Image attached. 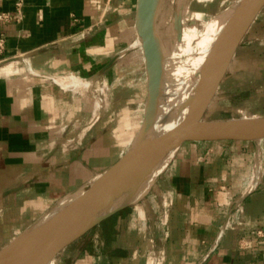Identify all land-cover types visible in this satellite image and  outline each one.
Listing matches in <instances>:
<instances>
[{"label":"crops","instance_id":"obj_1","mask_svg":"<svg viewBox=\"0 0 264 264\" xmlns=\"http://www.w3.org/2000/svg\"><path fill=\"white\" fill-rule=\"evenodd\" d=\"M15 1L0 0V14L13 16L0 25V250L120 159L147 99L142 53L133 47L137 0H23L18 14ZM258 40L264 7L237 49L250 50L245 41L259 49L253 83L231 85L227 76L207 112L214 105L216 115L226 108L229 116L208 120L264 117ZM128 75L136 89L122 84ZM72 79L76 90L66 87ZM87 80L93 93L79 92ZM236 92L258 103L222 107ZM258 231L264 233V138L186 141L163 158L131 206L48 264H264Z\"/></svg>","mask_w":264,"mask_h":264},{"label":"water","instance_id":"obj_2","mask_svg":"<svg viewBox=\"0 0 264 264\" xmlns=\"http://www.w3.org/2000/svg\"><path fill=\"white\" fill-rule=\"evenodd\" d=\"M161 0H137L135 30L141 42L147 99L138 134L128 150L87 191L0 250V264H48L68 245L131 206L155 166L186 141H254L264 138V117L208 120L205 115L237 49L264 7L243 0L234 19L217 38L205 69L202 95L177 125L159 135L152 125L163 113L166 62L157 30ZM124 197L122 200H118ZM118 200V201H117Z\"/></svg>","mask_w":264,"mask_h":264},{"label":"rangeland","instance_id":"obj_3","mask_svg":"<svg viewBox=\"0 0 264 264\" xmlns=\"http://www.w3.org/2000/svg\"><path fill=\"white\" fill-rule=\"evenodd\" d=\"M242 2L243 0H161L165 11L163 10L164 13L161 12L156 19L158 34L165 57L171 61V65L169 63L171 72L175 78L179 79L174 78L176 83L173 89L174 104L180 108L182 113H185H183L185 116L193 110L202 95L205 69L208 68L211 61L213 46L223 30L234 19ZM228 17L229 19L226 20ZM246 44L245 41L242 47H248L250 50L244 52L241 48L237 51L227 72L229 79L232 78L231 85L246 79L252 85L253 72L257 68L255 66L262 61L259 49L255 51L252 44L250 46H246ZM256 44L258 47H264V40H258ZM133 47L136 48L135 43H133ZM173 63L175 65H172ZM122 79L123 85L130 82L132 88H137V83L130 81L132 76L128 75ZM227 83L228 81L223 82V85H227ZM232 88L234 89V87ZM79 89V92L90 93L93 84L89 80L83 81V85ZM245 98H249L247 92H236L225 97L226 101L223 102L222 107L229 105L234 110H238L244 104L258 103L256 99L252 102L248 101L249 103L244 102ZM256 98H260V96ZM260 101L264 103V100ZM214 109L213 105L211 111L206 113L205 119L229 116L226 108H223L224 112L221 111L218 115ZM259 109L264 111V107ZM141 117V111L135 110L133 119L136 125H139ZM61 208L50 214V217Z\"/></svg>","mask_w":264,"mask_h":264},{"label":"bare ground","instance_id":"obj_4","mask_svg":"<svg viewBox=\"0 0 264 264\" xmlns=\"http://www.w3.org/2000/svg\"><path fill=\"white\" fill-rule=\"evenodd\" d=\"M205 1H207V0H205ZM163 6L164 5H162V4L159 5L158 12H157L158 17H159V14L161 12L164 13L163 10L165 8ZM169 16H170V14H169ZM162 24H164V23H162ZM157 30H158V28H157ZM135 47L138 48L141 51V53H142L141 42H140L138 37L136 38V41H135ZM141 58H142V61H143V54H142ZM174 81H175V79H174V76H173V74L171 72V66L169 65V63L167 61L166 62V86H165V89H164V96H163V101L164 102H163V106H162L163 113L157 119V121H155L154 124L152 125L151 131H152L153 135H159V134L164 133L165 131L171 129L172 127L177 125V123H179L180 120L185 116L184 115L185 113L183 112L184 113L183 114L181 112L180 108L174 104L173 89L176 86V83ZM77 86H78L77 81L73 80V79H72V82L69 85H66V87H68V88L70 87V88L75 89V90L77 89ZM259 161L260 160L258 159L257 162H259ZM162 162H163V159L155 166V168L151 172V174H150V176H149V178H148V180L146 182V185L151 183L156 170L160 168V165L162 164ZM255 164H254V166H256ZM254 168H256V167H254ZM254 168H253V170H254ZM256 169H258V168H256ZM259 170H260V168H259ZM258 173H259V171H258ZM251 180H253V179H251ZM252 186H250V188H252ZM122 199H124V197H122V198H120L118 200H122Z\"/></svg>","mask_w":264,"mask_h":264},{"label":"built area","instance_id":"obj_5","mask_svg":"<svg viewBox=\"0 0 264 264\" xmlns=\"http://www.w3.org/2000/svg\"><path fill=\"white\" fill-rule=\"evenodd\" d=\"M22 3H23V0H16L15 1V8H16L17 14L19 13V10H20V7L22 6ZM12 19H13L12 15L2 13V14H0V25L2 23L8 22ZM3 51H4V40H3V38H0V56L3 54ZM257 237L264 239V233H262L261 231H258Z\"/></svg>","mask_w":264,"mask_h":264}]
</instances>
